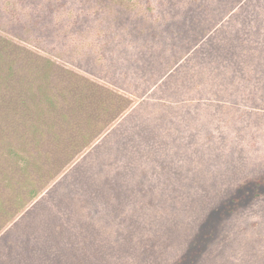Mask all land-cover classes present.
Segmentation results:
<instances>
[{
	"label": "trees",
	"instance_id": "16d2710c",
	"mask_svg": "<svg viewBox=\"0 0 264 264\" xmlns=\"http://www.w3.org/2000/svg\"><path fill=\"white\" fill-rule=\"evenodd\" d=\"M20 1L15 14H0V89L12 93L6 101L35 117L78 111L86 129L107 128L93 163L99 175L118 164L121 180L102 179L98 200L96 182H70L78 168L70 169L51 212L35 218L30 207L0 235V264H264V248L233 245L240 231L252 232L240 209L263 198L264 169L224 194L199 196L208 200L204 221L177 233L175 257L151 258L140 248L141 259L117 260L114 247L97 242L91 221L102 202L127 194L126 178L138 190L155 183L150 197L162 198L168 186L183 199L193 194L195 169L223 165L215 150L231 135L223 129L232 132L241 104L257 101L264 88V0ZM42 43L51 45L47 53L37 51ZM171 220L163 218L174 232L180 227ZM209 229L215 234L206 237Z\"/></svg>",
	"mask_w": 264,
	"mask_h": 264
},
{
	"label": "rangeland",
	"instance_id": "374dc122",
	"mask_svg": "<svg viewBox=\"0 0 264 264\" xmlns=\"http://www.w3.org/2000/svg\"><path fill=\"white\" fill-rule=\"evenodd\" d=\"M19 5L21 6L20 0H0V14L6 15L5 10L15 14ZM55 42L62 45L60 39H55ZM41 47L37 51L47 53L51 49L50 44L42 43ZM70 68L75 71V67ZM259 95L257 101L247 100L241 104L242 113L239 112L240 116L232 132L223 129V136L227 132L231 133L223 140L226 145L215 148L216 154L223 157V165L215 162L214 169H195L202 180L198 182V178L193 186L192 196L197 199L193 200L192 196L183 199L181 196H170L168 186L165 187L162 198L150 197L156 193L155 183H147L146 180L142 190H138L134 189L135 184L131 186L132 179L128 181L126 178L122 187H126L127 194L124 193L118 200L102 202L95 212V219L91 220L94 221L93 230L98 237L97 242L114 247L115 259L118 260L119 256L121 261L141 259V249L151 254V258L175 257L181 249L177 233L188 230L190 225L200 226L204 221L200 214L202 208L207 206H201V203H207L208 200H201L199 196L224 194L238 184L241 186L243 180L250 178L255 169H264L263 86L260 87ZM11 97L12 93L8 89H0V235L14 221L19 222L23 211L30 207L35 218L40 217L44 211L51 212L52 205L56 206L58 196L62 194V179L70 169L78 168L77 177L70 179V182L92 179L90 184L96 182L95 196L98 200H102V179L108 177L109 180L120 183L121 178H118L116 168L118 164L111 168L104 166V171L99 175L93 163L94 146L107 128L101 134L97 132L99 123L86 129L84 114L78 111L74 112L75 115L68 112L65 114L61 106V116L35 117L18 104L6 101ZM63 106L67 109L66 105ZM32 107L33 105L31 109ZM227 120L223 117V125ZM98 175L102 178L96 180ZM152 177L155 175L149 176ZM83 185L86 187L85 182ZM243 193L244 191L240 192ZM255 193L256 190L249 189V194ZM262 197L260 200L256 196L249 207L240 209L243 211L241 220L249 224L248 230L252 232L246 236L240 231L239 237L233 242L236 249L246 243L255 250L264 248V194ZM61 203L64 207L65 203L61 201L59 204ZM63 213L66 214L65 209ZM104 214L107 219L99 220V216ZM163 218L166 221L173 219L170 223H179L180 228H176L174 232L168 230ZM71 225L78 227L80 222L73 218ZM210 229L204 233L206 237L208 234H215ZM207 239L201 245L206 244ZM217 241L216 245L223 243V224L217 233ZM218 262L222 263L223 258Z\"/></svg>",
	"mask_w": 264,
	"mask_h": 264
}]
</instances>
